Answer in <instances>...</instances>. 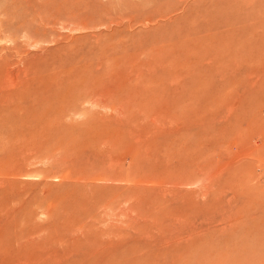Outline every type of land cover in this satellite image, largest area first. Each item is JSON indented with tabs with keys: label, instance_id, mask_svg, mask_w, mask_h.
<instances>
[{
	"label": "rangeland",
	"instance_id": "1",
	"mask_svg": "<svg viewBox=\"0 0 264 264\" xmlns=\"http://www.w3.org/2000/svg\"><path fill=\"white\" fill-rule=\"evenodd\" d=\"M0 264H264V0H0Z\"/></svg>",
	"mask_w": 264,
	"mask_h": 264
}]
</instances>
